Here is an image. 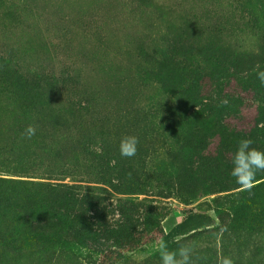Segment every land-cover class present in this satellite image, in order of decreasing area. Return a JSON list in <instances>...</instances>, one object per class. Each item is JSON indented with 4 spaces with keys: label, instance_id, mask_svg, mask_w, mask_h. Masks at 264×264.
Instances as JSON below:
<instances>
[{
    "label": "rangeland",
    "instance_id": "1",
    "mask_svg": "<svg viewBox=\"0 0 264 264\" xmlns=\"http://www.w3.org/2000/svg\"><path fill=\"white\" fill-rule=\"evenodd\" d=\"M258 71L264 0H0V264H161L160 241L264 264V171L231 175L240 140L264 151ZM21 182L89 186L92 233L31 234Z\"/></svg>",
    "mask_w": 264,
    "mask_h": 264
},
{
    "label": "trees",
    "instance_id": "2",
    "mask_svg": "<svg viewBox=\"0 0 264 264\" xmlns=\"http://www.w3.org/2000/svg\"><path fill=\"white\" fill-rule=\"evenodd\" d=\"M119 181V180H118ZM2 184H13L16 182L0 180ZM119 181V185L116 188H119L121 185ZM123 184V183H122ZM19 186H28L25 190H21V195L16 197V200L19 203L18 209L22 211H29L30 218L37 214L39 216V220L35 221L34 225H31V229L38 231V233L31 234L42 236L46 239L54 237L63 240H68V236L75 234L76 236H80V234H86L89 236L92 231L90 229L91 220L93 218L86 219L80 221V217L85 213L86 210L89 209L91 201L94 200L89 196L92 193L89 189V186H84V184H62V185H40V184H29L26 182L19 183ZM40 190L42 193H46L47 196H50V201H56L60 203L62 201L65 207H60L58 209H54L53 207L45 206L44 203H40ZM5 193H0V206L10 205V199L5 197ZM184 201H188L187 199L191 197L190 194H180L179 195ZM35 207H41L42 211H38ZM78 206L79 211L74 212L73 209ZM122 206V215L125 214L127 204L121 202ZM125 221V219H124ZM129 222L125 223L124 229L115 231L114 234H118V239L123 241L124 239L131 237L134 233L128 232ZM132 226V225H131ZM79 230V231H78ZM94 232V231H93ZM99 232V231H96ZM96 232L93 233V237H99L100 235ZM126 243V242H123ZM176 244L180 245L181 243L177 242Z\"/></svg>",
    "mask_w": 264,
    "mask_h": 264
},
{
    "label": "clouds",
    "instance_id": "3",
    "mask_svg": "<svg viewBox=\"0 0 264 264\" xmlns=\"http://www.w3.org/2000/svg\"><path fill=\"white\" fill-rule=\"evenodd\" d=\"M257 78L261 85H264V71L257 72ZM229 101L224 98L220 100L221 105H227ZM198 110V109H197ZM34 125H28L25 130V137L31 139L35 134ZM252 140L242 139L239 141L236 151L231 156L233 165L231 175L236 179L242 190H251L255 186L257 171H264V151L252 147ZM139 138L135 135H125L121 138L119 149L124 157L135 156ZM158 251L161 257V264H195L193 260L194 248L190 245L181 244L178 250H169L166 243L160 241ZM200 259V257H197ZM218 264H234L230 257L221 256Z\"/></svg>",
    "mask_w": 264,
    "mask_h": 264
}]
</instances>
